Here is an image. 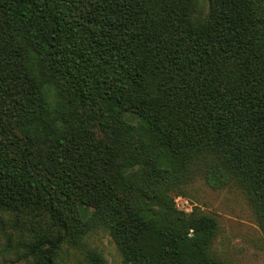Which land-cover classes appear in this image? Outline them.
<instances>
[{"label":"trees","instance_id":"obj_1","mask_svg":"<svg viewBox=\"0 0 264 264\" xmlns=\"http://www.w3.org/2000/svg\"><path fill=\"white\" fill-rule=\"evenodd\" d=\"M197 1L0 0V213L33 264L99 229L123 264H230L176 204L200 161L264 232V0Z\"/></svg>","mask_w":264,"mask_h":264},{"label":"rangeland","instance_id":"obj_2","mask_svg":"<svg viewBox=\"0 0 264 264\" xmlns=\"http://www.w3.org/2000/svg\"><path fill=\"white\" fill-rule=\"evenodd\" d=\"M208 14V0H198L196 17L203 20ZM205 162L196 163L190 171L191 180L177 188V193H183L175 197L177 207L187 213L197 208L217 220L218 233L212 245L217 258L230 264H264V232L256 210L236 182L229 179L221 184L212 178L208 161ZM34 219L35 226L48 227L43 218ZM29 229L27 224L15 228L9 217L0 213V264H33L23 247L29 241ZM86 244L83 252L64 245L56 264H92V255L100 258L102 264H123L119 249L106 231L96 230Z\"/></svg>","mask_w":264,"mask_h":264}]
</instances>
